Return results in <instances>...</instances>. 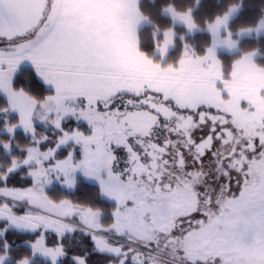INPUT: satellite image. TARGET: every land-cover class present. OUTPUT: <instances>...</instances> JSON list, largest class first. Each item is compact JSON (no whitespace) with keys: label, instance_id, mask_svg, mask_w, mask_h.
I'll list each match as a JSON object with an SVG mask.
<instances>
[{"label":"snow or ice","instance_id":"6c2138e0","mask_svg":"<svg viewBox=\"0 0 264 264\" xmlns=\"http://www.w3.org/2000/svg\"><path fill=\"white\" fill-rule=\"evenodd\" d=\"M64 7L0 0V264H264V111L231 89L264 66L217 55L238 5L199 51L191 7L164 25L137 0L136 52L185 91L130 78Z\"/></svg>","mask_w":264,"mask_h":264},{"label":"trees","instance_id":"16d2710c","mask_svg":"<svg viewBox=\"0 0 264 264\" xmlns=\"http://www.w3.org/2000/svg\"><path fill=\"white\" fill-rule=\"evenodd\" d=\"M169 4L180 11L190 7L193 9L195 22L199 25V32L192 36L188 35L183 25H177V31L184 33L186 39L199 51H203V49L211 43V36L205 31L207 23L213 22L215 17L217 15H222L228 7L237 4L241 5L239 14L229 24V30L232 33H237L241 31V29L255 27L264 15V0H200L199 5H194L193 0H157L156 3H153V0H143V17L146 20L148 18L155 19L159 15L161 16L159 22L166 25L169 23V20L166 14H163L160 10ZM249 52H259L261 56L257 57L255 60L258 64L264 66V36L241 39L239 41V50L237 53H220V57L225 66H230L243 54ZM17 137L21 142H26L22 132H18ZM4 159H7V157H4ZM76 196L80 198L79 193H77ZM106 203L108 208L113 205L109 202ZM102 204L103 201L99 202L98 206L102 207Z\"/></svg>","mask_w":264,"mask_h":264},{"label":"crops","instance_id":"0c3cea01","mask_svg":"<svg viewBox=\"0 0 264 264\" xmlns=\"http://www.w3.org/2000/svg\"><path fill=\"white\" fill-rule=\"evenodd\" d=\"M65 4L66 16L79 14L85 26L91 25V35L97 43L112 57L125 60L119 61L122 71L139 72L144 57L136 52L129 32L130 23L141 18L137 0H65Z\"/></svg>","mask_w":264,"mask_h":264},{"label":"rangeland","instance_id":"374dc122","mask_svg":"<svg viewBox=\"0 0 264 264\" xmlns=\"http://www.w3.org/2000/svg\"><path fill=\"white\" fill-rule=\"evenodd\" d=\"M240 10H241V5L239 7V10L230 18L229 24L230 22H232L233 19L237 17ZM261 20H264V15L255 25V27H253L254 29L258 26ZM229 24H228V27H229ZM205 31L209 33L207 28ZM197 32H199V29L195 30L192 33L187 32V34L192 36ZM240 32L241 31L237 33H232L233 38L237 41V45L235 48L229 49L227 47H219L217 49V55L220 59H221L220 53H227V54L237 53L239 50V41L241 39L256 38V37L264 36V29H262L259 33H257L256 31H253L252 33H244L243 35H241ZM222 34H223V30H222ZM255 53H256L255 59L261 56L259 52H255ZM246 54L247 53L243 54L238 60H240ZM112 58L114 59L115 62H117V65L121 68L119 61L123 62L125 60L123 58L120 60L118 56H113ZM143 59H144V64L142 68L139 70V72L136 71V69H132V71L130 72H125L130 78L136 79V80H142L144 82H152L158 86L175 88L180 91L189 90L192 87V82L189 79L184 78L182 76L165 73L163 70L159 68L158 65L152 64V62L146 58H143ZM236 61H234L233 63H235ZM127 62L129 63V59H127ZM261 88H264V78L258 76L255 73L247 71L246 66L241 65L237 71L236 78H234V80L231 83V89H232L233 96L235 98L250 99L252 103L258 104L261 111H264V97L260 96ZM225 103L227 104L228 102L225 101ZM236 115L238 119H247L249 123H251L253 119V117L245 116L244 113L239 112L238 108L236 110ZM102 207L108 208L107 203L103 201Z\"/></svg>","mask_w":264,"mask_h":264},{"label":"clouds","instance_id":"9594fccd","mask_svg":"<svg viewBox=\"0 0 264 264\" xmlns=\"http://www.w3.org/2000/svg\"><path fill=\"white\" fill-rule=\"evenodd\" d=\"M238 5V7H240V5L239 4H237Z\"/></svg>","mask_w":264,"mask_h":264}]
</instances>
